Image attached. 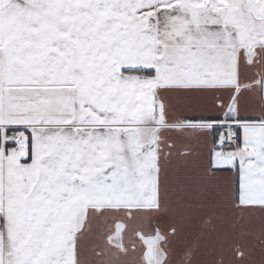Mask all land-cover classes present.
Masks as SVG:
<instances>
[{
    "label": "snow or ice",
    "instance_id": "1",
    "mask_svg": "<svg viewBox=\"0 0 264 264\" xmlns=\"http://www.w3.org/2000/svg\"><path fill=\"white\" fill-rule=\"evenodd\" d=\"M208 3L0 0V142L5 155L14 133L27 144L26 167L10 164L6 185L0 174V264H66L60 242L81 203L150 181L153 168L158 180L160 156L135 126L166 119L163 92L212 94L223 114L182 119L209 125L212 155L231 158L213 171H235L238 190L245 178L264 184V117L219 95L238 106L247 90L240 55L264 46V0Z\"/></svg>",
    "mask_w": 264,
    "mask_h": 264
},
{
    "label": "crops",
    "instance_id": "2",
    "mask_svg": "<svg viewBox=\"0 0 264 264\" xmlns=\"http://www.w3.org/2000/svg\"><path fill=\"white\" fill-rule=\"evenodd\" d=\"M202 3V11H211L208 0ZM245 57L257 62L248 67ZM240 64L239 85L247 90L238 106L230 104V90L219 95L241 116L264 117V83L255 84L256 74H264V46L245 48ZM161 96L166 119L154 123L149 114L135 126L144 151L160 156L158 180L153 168L150 181L132 180L81 203L64 228L59 255L66 264H264V184L245 178L238 190L235 171H213V164L231 158L212 155L213 134L205 131L209 125L182 119L223 114L226 108L217 109L210 93ZM16 134L21 145L8 148L7 155L0 142L5 185L10 164L26 167L19 162L27 154L25 134ZM7 253L5 240L0 249L5 261Z\"/></svg>",
    "mask_w": 264,
    "mask_h": 264
},
{
    "label": "built area",
    "instance_id": "3",
    "mask_svg": "<svg viewBox=\"0 0 264 264\" xmlns=\"http://www.w3.org/2000/svg\"><path fill=\"white\" fill-rule=\"evenodd\" d=\"M9 139H15V140H17V143L13 145L14 148H17L19 146V143H18L19 138H18V136H17L16 133H14L11 137H9Z\"/></svg>",
    "mask_w": 264,
    "mask_h": 264
},
{
    "label": "rangeland",
    "instance_id": "4",
    "mask_svg": "<svg viewBox=\"0 0 264 264\" xmlns=\"http://www.w3.org/2000/svg\"><path fill=\"white\" fill-rule=\"evenodd\" d=\"M20 145H21V144L19 143V146H20ZM23 146H24V144H22V146H21L22 148L19 150L20 153L23 152V150H24V149H23Z\"/></svg>",
    "mask_w": 264,
    "mask_h": 264
},
{
    "label": "flooded vegetation",
    "instance_id": "5",
    "mask_svg": "<svg viewBox=\"0 0 264 264\" xmlns=\"http://www.w3.org/2000/svg\"><path fill=\"white\" fill-rule=\"evenodd\" d=\"M149 255V254H148ZM148 255H147V257H148ZM150 256V255H149Z\"/></svg>",
    "mask_w": 264,
    "mask_h": 264
}]
</instances>
